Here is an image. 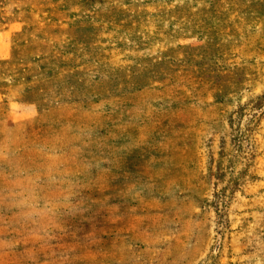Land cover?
Returning a JSON list of instances; mask_svg holds the SVG:
<instances>
[{
    "label": "rangeland",
    "instance_id": "rangeland-1",
    "mask_svg": "<svg viewBox=\"0 0 264 264\" xmlns=\"http://www.w3.org/2000/svg\"><path fill=\"white\" fill-rule=\"evenodd\" d=\"M0 264H264V0H0Z\"/></svg>",
    "mask_w": 264,
    "mask_h": 264
}]
</instances>
